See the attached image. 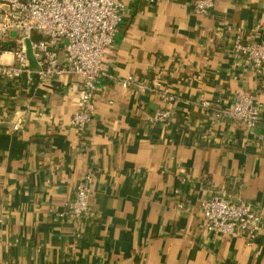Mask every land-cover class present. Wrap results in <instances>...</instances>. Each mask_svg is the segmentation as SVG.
I'll use <instances>...</instances> for the list:
<instances>
[{
	"label": "crops",
	"instance_id": "0c3cea01",
	"mask_svg": "<svg viewBox=\"0 0 264 264\" xmlns=\"http://www.w3.org/2000/svg\"><path fill=\"white\" fill-rule=\"evenodd\" d=\"M193 1L127 4L82 130L70 125L77 76L0 79V264H264V228L248 246L206 232L200 207L222 197L264 223V82L232 53L235 40L264 43V0H217L206 15ZM237 93L258 101L254 128L216 117ZM88 172L92 214L76 220L68 204Z\"/></svg>",
	"mask_w": 264,
	"mask_h": 264
},
{
	"label": "built area",
	"instance_id": "2783aa9c",
	"mask_svg": "<svg viewBox=\"0 0 264 264\" xmlns=\"http://www.w3.org/2000/svg\"><path fill=\"white\" fill-rule=\"evenodd\" d=\"M133 0H0V79L7 82L33 74L38 82H47L60 74H72L81 84L80 99L70 125L82 130L92 119L95 111V94L100 80L107 76L103 57L112 46L115 35L123 21L127 4ZM217 0H194L197 14L206 15ZM9 39L14 47H9ZM62 46L64 62L59 60L57 48ZM36 62V69L29 64V55ZM232 53L248 63L255 75L264 82V43H243L235 40ZM7 56V60L2 57ZM9 59V60H8ZM111 78V77H109ZM136 85L129 76L121 86ZM142 90L154 91L158 85L137 84ZM163 102L176 98L167 89L160 88ZM201 105L209 108L211 103ZM170 110L154 114V122L167 120ZM7 117L0 116V124ZM217 118L229 119L245 128H254L259 119L257 99L245 93L235 95L229 110H216ZM21 121L13 125L19 130ZM94 175L88 172L76 188L68 204L70 215L79 220L91 216L88 206L90 186ZM181 207V205H178ZM201 213L206 232L236 238H245L248 246L264 228L260 217L245 203H233L222 197L202 200Z\"/></svg>",
	"mask_w": 264,
	"mask_h": 264
}]
</instances>
